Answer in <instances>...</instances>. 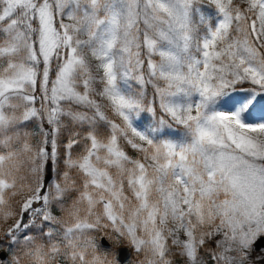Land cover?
<instances>
[{
	"label": "snow or ice",
	"instance_id": "6c2138e0",
	"mask_svg": "<svg viewBox=\"0 0 264 264\" xmlns=\"http://www.w3.org/2000/svg\"><path fill=\"white\" fill-rule=\"evenodd\" d=\"M0 264H264V0H0Z\"/></svg>",
	"mask_w": 264,
	"mask_h": 264
}]
</instances>
